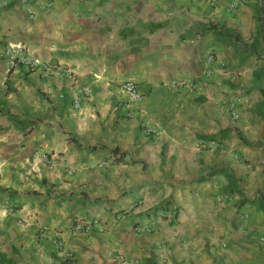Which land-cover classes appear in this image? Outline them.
Returning <instances> with one entry per match:
<instances>
[{
	"label": "crops",
	"instance_id": "obj_1",
	"mask_svg": "<svg viewBox=\"0 0 264 264\" xmlns=\"http://www.w3.org/2000/svg\"><path fill=\"white\" fill-rule=\"evenodd\" d=\"M210 23L264 44V0H0V264H264V53Z\"/></svg>",
	"mask_w": 264,
	"mask_h": 264
},
{
	"label": "built area",
	"instance_id": "obj_2",
	"mask_svg": "<svg viewBox=\"0 0 264 264\" xmlns=\"http://www.w3.org/2000/svg\"><path fill=\"white\" fill-rule=\"evenodd\" d=\"M29 0H24V2H28ZM235 7V4H231L230 5V9H233ZM1 57L3 58V60L6 62V64L8 65L9 68H14L17 66H21V67H25L29 70H41V72H43L44 76H48L49 74V68L47 66L46 63L41 62L38 59L32 58L30 57L27 53H26V49L25 46L21 43H7L2 52H1ZM215 60V55L213 52H209L203 62V68L201 71L202 76H208L212 73V64L214 63ZM54 75L57 76H63L66 79L69 80H73L74 79V73L71 69L69 68H65V67H61V68H56L54 70ZM172 86H177V85H182V86H189L190 88L193 87L192 84H187L186 82H172L171 84ZM120 89L124 95V108L126 110V112L129 115L133 114L134 111V105L139 102L142 98V95L140 94V92L137 90L136 85L134 84V82L131 81H126L124 83H122L120 85ZM87 91H83L80 93V95H87ZM71 103L75 108H79L81 103H80V98H79V94L74 95L71 99ZM233 108V106L231 107ZM233 117L237 118L238 115L232 111ZM148 133H153L154 135L158 136V131H155L153 129H149L147 127L146 130ZM216 146V142L215 140H210L207 142H200L198 144V147L201 149L204 148H212ZM43 159L49 161L50 158L46 157L45 155H43ZM85 228V226H82L80 224L75 225V229L76 230H81ZM85 229H90V226H87ZM224 246V245H222ZM120 264H139L138 261H131V262H125L122 261Z\"/></svg>",
	"mask_w": 264,
	"mask_h": 264
},
{
	"label": "trees",
	"instance_id": "obj_3",
	"mask_svg": "<svg viewBox=\"0 0 264 264\" xmlns=\"http://www.w3.org/2000/svg\"><path fill=\"white\" fill-rule=\"evenodd\" d=\"M208 30L211 31L216 37L223 38L224 40H233L234 42H240L243 44V46L247 49H250L251 52L258 53L262 52L264 53V44L261 42V40L257 37L253 38L252 43L247 46L236 32L233 30L225 27L222 24L219 23H210L208 25ZM260 33L262 32V27L259 29ZM116 151V150H115ZM215 175H224L226 180L228 181L227 187L233 191V188L235 187L236 180L225 172V170L222 167L214 168L212 169L207 176H215ZM208 177H202L200 178L201 181H205ZM237 194L239 195V199L237 201V206L242 207L244 205H254L258 207L264 214V187L260 190H257L253 195L249 196L245 194L244 192L237 190ZM167 209V208H165ZM176 215V214H175ZM62 264H66L65 262Z\"/></svg>",
	"mask_w": 264,
	"mask_h": 264
}]
</instances>
